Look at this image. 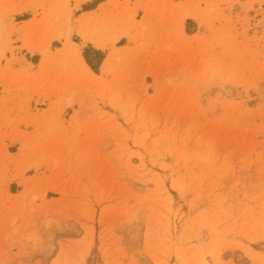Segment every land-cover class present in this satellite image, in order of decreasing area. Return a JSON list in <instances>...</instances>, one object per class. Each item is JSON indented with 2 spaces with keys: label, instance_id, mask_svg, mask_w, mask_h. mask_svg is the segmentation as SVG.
I'll list each match as a JSON object with an SVG mask.
<instances>
[{
  "label": "rangeland",
  "instance_id": "obj_1",
  "mask_svg": "<svg viewBox=\"0 0 264 264\" xmlns=\"http://www.w3.org/2000/svg\"><path fill=\"white\" fill-rule=\"evenodd\" d=\"M0 264H264V0H0Z\"/></svg>",
  "mask_w": 264,
  "mask_h": 264
},
{
  "label": "bare ground",
  "instance_id": "obj_2",
  "mask_svg": "<svg viewBox=\"0 0 264 264\" xmlns=\"http://www.w3.org/2000/svg\"><path fill=\"white\" fill-rule=\"evenodd\" d=\"M83 39L84 41L90 42L96 49H104L107 46V43L113 44L118 39V36H113L108 39H99L94 35L87 34L83 37ZM73 53L78 56V52L75 49ZM78 62L88 73L90 72L86 63L81 57H78ZM102 66H106V62H104Z\"/></svg>",
  "mask_w": 264,
  "mask_h": 264
},
{
  "label": "trees",
  "instance_id": "obj_3",
  "mask_svg": "<svg viewBox=\"0 0 264 264\" xmlns=\"http://www.w3.org/2000/svg\"><path fill=\"white\" fill-rule=\"evenodd\" d=\"M95 55H98L99 56V59L97 61V64H100L102 58H101V54L99 52H93ZM84 60L86 62V64L92 69L93 72H97V67L93 64V62H91L89 56H88V51L85 50L84 51Z\"/></svg>",
  "mask_w": 264,
  "mask_h": 264
}]
</instances>
